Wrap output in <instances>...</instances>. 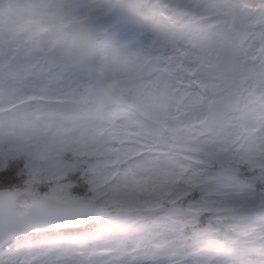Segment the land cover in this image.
<instances>
[{"label": "snow or ice", "instance_id": "6c2138e0", "mask_svg": "<svg viewBox=\"0 0 264 264\" xmlns=\"http://www.w3.org/2000/svg\"><path fill=\"white\" fill-rule=\"evenodd\" d=\"M0 264H264V0H0Z\"/></svg>", "mask_w": 264, "mask_h": 264}]
</instances>
